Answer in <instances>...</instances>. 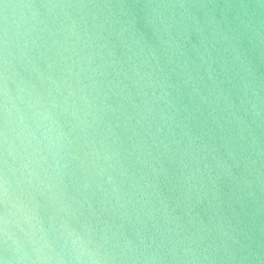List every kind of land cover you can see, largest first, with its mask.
<instances>
[{"label":"water","instance_id":"1","mask_svg":"<svg viewBox=\"0 0 264 264\" xmlns=\"http://www.w3.org/2000/svg\"><path fill=\"white\" fill-rule=\"evenodd\" d=\"M0 264H264V0H0Z\"/></svg>","mask_w":264,"mask_h":264}]
</instances>
